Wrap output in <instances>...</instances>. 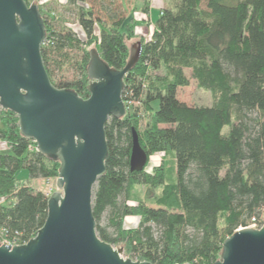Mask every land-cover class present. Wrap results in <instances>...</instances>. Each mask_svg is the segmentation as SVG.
<instances>
[{"label": "trees", "instance_id": "16d2710c", "mask_svg": "<svg viewBox=\"0 0 264 264\" xmlns=\"http://www.w3.org/2000/svg\"><path fill=\"white\" fill-rule=\"evenodd\" d=\"M134 1L66 0L64 11L77 20L83 41L71 29L51 28L39 8L50 40L41 56L56 88L88 97L86 48L91 45L110 68L125 67L126 40L133 37L127 4ZM226 1L165 0L151 37L140 40V59L125 76L122 91L123 102H138L150 120L139 131L137 113L127 110L125 117H110L105 124L106 172L92 200L96 233L121 246L133 261L214 264L227 237L248 227L251 218L264 222V0ZM72 52L80 55L72 57L78 77L56 82L54 71L62 70ZM160 69L163 77H145L146 71ZM191 79L212 93L211 106L178 99V89ZM17 122L14 113L0 111V141L9 147L0 153V199L5 200L0 225L28 241L46 220L48 200L30 182L56 178L59 163L30 151L33 142L21 136ZM133 129L148 162L152 155L172 154L173 179H167L162 165L130 171ZM20 170L27 172L25 182L16 177ZM136 186L146 188L150 205L145 200L129 204ZM129 216L139 223L124 229Z\"/></svg>", "mask_w": 264, "mask_h": 264}, {"label": "water", "instance_id": "95a60500", "mask_svg": "<svg viewBox=\"0 0 264 264\" xmlns=\"http://www.w3.org/2000/svg\"><path fill=\"white\" fill-rule=\"evenodd\" d=\"M45 40L37 3L0 0V111L14 113L21 136L59 163L43 226L25 244H0V264H151L122 258L121 246L101 240L92 213L94 190L106 172L105 124L127 114L124 78L140 59L141 42L131 46L122 69L110 68L91 49L83 99L51 83L41 56ZM147 162L133 129L130 171H143ZM214 264H264V224L227 237Z\"/></svg>", "mask_w": 264, "mask_h": 264}, {"label": "rangeland", "instance_id": "374dc122", "mask_svg": "<svg viewBox=\"0 0 264 264\" xmlns=\"http://www.w3.org/2000/svg\"><path fill=\"white\" fill-rule=\"evenodd\" d=\"M37 0H32L31 3H37ZM228 4H235L237 0H227ZM61 6L58 4L55 7V10L51 8V11H54L56 13V17L51 21V28L60 30L64 27L67 29H71L76 33V35L83 41L85 39L84 35L82 34L81 28L77 24V20L71 16L70 14L66 13L64 9L60 8ZM46 9V8H45ZM45 11V10H44ZM47 11V10H46ZM133 37L126 40V45L129 49L131 46L136 43L140 42V40H146L149 32L147 30L145 31H139V29L135 30L133 26ZM94 45H91L86 48V50L89 52L91 49H93ZM69 60H66V63L63 65L62 70L57 72L54 71V80L56 82L62 81V82H70L78 77V72L75 69L79 64L75 62L76 57H80L77 53H69ZM73 57V58H72ZM71 59V60H70ZM165 74L164 69H160L157 72L153 71H146L145 77L153 78L154 76L157 77H163ZM185 74L189 77L190 71L185 70ZM177 97L180 101L187 103L188 105L195 106V107H209L213 103V95L209 91L202 90L197 87L196 82L191 79L190 85L188 87L179 88L177 92ZM129 111H134L137 113V127L139 131H143L145 128L146 123L150 120V115L144 110L143 106H132ZM251 117H255V113H251ZM4 126L0 123V129H2ZM226 132L228 131V128H225ZM225 132V131H224ZM9 150L7 143L0 141V153L7 152ZM174 157L172 154L167 155H152L149 159V162L146 166L148 171L153 170L155 167L162 165L166 172V177L168 180H171L174 178L175 173V163H174ZM16 177L21 180L22 182H25L28 178L27 172L25 170H20ZM54 180V189L53 192L57 191L56 188V178H53ZM31 187H34V189L37 191V185L36 184H30ZM146 201L147 205L151 204V199L148 198L146 188L143 186H136L133 188V190L130 193V205H136L140 201ZM262 218H264V214L261 215ZM135 218V217H134ZM133 222L129 223L127 222L125 225L126 227H133L136 228L139 223V218H135ZM101 223H105V219L103 218ZM119 245L113 246L114 248ZM122 258H130L128 254L124 252V249L121 247Z\"/></svg>", "mask_w": 264, "mask_h": 264}, {"label": "built area", "instance_id": "2783aa9c", "mask_svg": "<svg viewBox=\"0 0 264 264\" xmlns=\"http://www.w3.org/2000/svg\"><path fill=\"white\" fill-rule=\"evenodd\" d=\"M52 0H37V4L39 6V8L43 9V10H47V17L46 19L49 20L50 22L56 17V13L54 11H51L48 7V4L51 2ZM46 8V9H45ZM144 19L147 18L146 15H144L143 17ZM154 28L152 29L151 32H149V35L147 37V39H149L151 37V34L153 32ZM146 39V40H147ZM50 43V40L46 41L44 43ZM43 43V45H44ZM126 108L128 110V108H131L132 106H139V103H127L125 104ZM2 142V141H1ZM33 142V141H32ZM9 148V147H8ZM30 151H35L36 152V145L33 142V144L29 147ZM39 184L38 182H36L35 184L37 185V191L41 192L42 194H44L47 198L53 193V189H54V180L53 178H39ZM34 188V187H32ZM5 200L4 199H0V204H3ZM127 218V217H126ZM125 218V219H126ZM127 222L124 220L123 222V227L124 229H131L133 227H126ZM263 223H259L255 218H251L250 222H249V228H254V229H259ZM27 241L22 237L21 234H19L18 232H14L12 233L10 230H8L6 227H3L0 225V244L1 245H5V246H17V245H21V244H25Z\"/></svg>", "mask_w": 264, "mask_h": 264}, {"label": "crops", "instance_id": "0c3cea01", "mask_svg": "<svg viewBox=\"0 0 264 264\" xmlns=\"http://www.w3.org/2000/svg\"><path fill=\"white\" fill-rule=\"evenodd\" d=\"M58 4L61 6L60 8L64 9L66 7V0H52L48 4V7H51L53 10H55V7ZM164 5L165 0H135L132 3H128V21H133L135 30L139 29V31L147 30V32H151L155 27V22L160 14V11L164 8ZM144 15L147 16L146 19L143 18ZM39 181V179H34L30 182V184H35L36 182L39 184ZM134 220L136 219L131 216L125 219V221L129 223L133 222Z\"/></svg>", "mask_w": 264, "mask_h": 264}]
</instances>
